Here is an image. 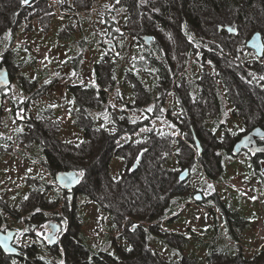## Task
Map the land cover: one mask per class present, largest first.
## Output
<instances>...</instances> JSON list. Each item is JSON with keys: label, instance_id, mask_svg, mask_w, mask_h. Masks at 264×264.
<instances>
[{"label": "rangeland", "instance_id": "rangeland-1", "mask_svg": "<svg viewBox=\"0 0 264 264\" xmlns=\"http://www.w3.org/2000/svg\"><path fill=\"white\" fill-rule=\"evenodd\" d=\"M92 1L68 0L65 4L63 0V5L65 4L63 6L61 0H52V2L45 0V3L40 6L41 8L39 7L40 9L37 7L38 10L30 11L27 16L21 18L18 28L15 29L14 45L11 49L15 51V55L12 57L10 52L7 51L9 57L6 59L11 68L9 69L13 70L12 73L16 71L17 78L12 81L11 91L8 90L11 93L7 98V108L12 110L13 104L19 107L23 103H27L28 98H32L38 88L33 84L41 80L45 82L44 84H47L54 79L57 90L52 93V97H46L42 101L33 102V104L26 107L22 114L23 118L20 117L21 120H18L13 114L11 115L8 109L0 114V126L4 127L0 132V152H2L0 153V217L8 221L0 224V230L4 231L9 228V224H12L13 219L16 218L14 228L20 231V236L15 243L17 247L24 249L28 246H34L36 250L41 251L43 259L50 261L49 264H71L73 260L77 261L76 264H83L78 261L83 262L82 260H85V258L74 250V241H77L76 244L81 242L85 249L91 251V256L101 254L104 259L109 255L118 257L124 251L126 239L132 238L136 230L145 225L137 216L133 215H127L128 217L126 215L113 216L112 221L105 209L108 207L109 211L112 209L116 213H120V210L113 208L109 199L99 200L98 204L103 207V209H100L99 205L95 203L97 199L95 200L89 194L83 193L81 195L82 191L80 193L75 191L74 195L65 193L57 185V181L48 175L47 164H42L40 159L41 153L32 150L34 149L33 142H24L23 154L20 148L15 150L16 132L21 128L29 127L31 123L28 120L37 119L38 110H50V113L41 114L39 121L53 122L54 134L57 135L53 142L62 145L65 141L69 143L70 146L68 147L72 148L88 143L90 141L88 140L90 138L89 134L94 133L89 131L85 134L80 129H85L84 126L96 121L97 127L95 129L100 132L101 128H105L102 119H107V126L111 131L97 140L94 146L99 152L101 151L102 155L106 154L105 157H102L106 159L108 164L110 163L107 168H110L112 178L118 181L122 179L126 181V177L130 175L136 159L142 157L143 148L147 146V136L151 138L150 146L154 148L159 142L165 141L163 136L157 133L159 131L162 133L170 132L171 136L168 143L172 147L166 149V170L175 172L179 168L178 163L188 161L195 166L196 173L192 177L193 188L179 191L181 193L185 192L186 200L178 201L175 212L171 215L170 223L167 224L169 218L154 223L157 227H155V230L153 228V231L158 232L159 237H166L167 234L171 233L169 235L172 236V238H169L171 244L173 246H175L174 244L180 245L177 248L179 251H173L165 242L154 239L152 234L148 235L152 249L161 258L173 260L174 257V259L181 260L184 257H202L209 253L208 245L211 243L228 244L234 249H241L246 257L255 256L258 250L264 248V185L251 182L249 179L246 181L248 176H246L247 172L244 169V157L225 160L223 164L225 170L218 175L214 169V162L220 161V159L216 158L215 161L206 156L200 159L197 155L198 150L192 143L193 147L190 148L191 150L189 149L191 152L186 151L188 145L185 137L166 119H151L150 129H143L138 133L124 134L123 131L112 126L118 120L122 121L120 123L124 126L148 120L149 115L144 110L153 112V107H151L153 103L148 105V101L144 99L146 96L140 83L149 84L152 93L160 94V92H164L169 88L172 93L176 92L173 86H166V84L159 81L156 82L157 84L155 83L156 88L155 84L152 85L153 88L151 83L154 79L149 78L148 75L141 77L136 64L132 65V62L136 59L135 45L138 42L144 43V37L151 36L154 38L159 50L165 51L163 54L166 58L169 56L177 58L178 55L175 51L185 50L186 45H191L190 43H193V41L196 43L195 39L198 40L203 37L207 44L213 46L214 52L217 50L216 54L219 56V50L224 49L225 45L229 46L230 44V48H232L235 44L234 38L231 39L230 35L219 34V30L225 28L230 29V34L237 31L235 14L229 10L220 12L209 10L199 13L197 25L191 28L192 36L184 39L186 40L184 42L178 32V29H182L183 26L181 24L183 16L178 14L182 11V6L177 7V16L168 21L169 29L173 30L174 38L168 36L169 32H158L150 27L138 30L134 27V23L130 26L129 21V24H127V22L121 20L123 18L121 5L126 0H99L97 3H92ZM6 5L9 6L7 10L4 8ZM148 5H150L149 2ZM62 7L65 9L63 10ZM150 7L152 8V6ZM19 8V1L0 0L1 44L5 45L9 41H13L8 36L6 29H12L17 24L20 18L15 19L13 14L20 10ZM43 8L48 10L44 11ZM37 14L38 16L31 17ZM107 15L109 20L115 24L114 30L117 34L113 39L107 37L109 34L105 28ZM243 31L245 32V29L242 28L244 34ZM263 31L261 33L264 35ZM140 38L142 40H138ZM101 42L115 43L117 48L106 47L102 49L100 47ZM197 45L200 51L201 47L199 44ZM6 53H0V64ZM225 54L233 55L231 50H227ZM12 58L14 67L9 62ZM203 65H201L200 60L196 61L193 56L192 62L190 61L187 65L188 68L184 69L185 71L177 69V72L182 73L191 80L198 77L206 78L202 81L208 82L206 70L210 73L214 71L208 63ZM222 65L225 70L227 67L230 68V64L223 63ZM195 68L198 70L197 72ZM121 70V75H118ZM229 71L230 69L227 71L228 80H230ZM136 79L140 80V83ZM205 82L203 86L206 84ZM233 85L232 90L235 91L232 94L236 95V92H238L241 96L242 94L247 95L245 93V87H248L246 83L240 81L239 83L235 82ZM85 94L88 96L87 98H85ZM261 94L256 93L253 97H263V100L264 95ZM172 98L168 97L166 99L164 107L166 114L168 113V104L173 103ZM127 102H130L129 107L126 106ZM262 103L264 102L262 101ZM109 108L112 111L107 112ZM108 113L109 116H107ZM258 114H260V111L255 107L247 112V115L250 116ZM34 124H36V121H34ZM238 128L240 127L232 124L228 130L236 132ZM87 129L89 128L87 127ZM154 134H157L158 137ZM140 138L144 139L140 140ZM114 139L119 141V146L135 143L136 153L134 156H129L124 148H120V151L125 150L124 154L116 152L115 148H111L110 142ZM50 140L52 141V138ZM139 140L140 143L138 144ZM177 140L181 141L179 145L176 143ZM227 140L231 141V139ZM43 141H46L45 137ZM114 150L116 154L112 157ZM122 155L128 161H124ZM64 161L69 164L70 155L66 156ZM207 166H210L212 173L215 176L218 175V177L210 178L206 173ZM95 169L98 171L100 167L97 165ZM138 171H142V169L139 168ZM259 171L262 172V167ZM174 182L172 179V192L177 188ZM209 185H211V189L208 188ZM225 187L229 189L224 191ZM198 190L203 191L208 198L207 201L196 202L191 198L193 193L198 192ZM33 192L40 197L37 199V197L31 196L30 193ZM36 200H38L39 207L42 210H39V207L35 210L45 211V217L40 215L36 218H30L35 213L31 211L32 207L30 205L35 203ZM224 202L230 203L229 211H232L229 213L230 216L236 211L240 214L239 226L236 223L235 231L232 232L227 227L225 218L219 214L216 207V204L225 205ZM4 206H6V211ZM64 206L68 208H65L63 214L67 215L70 220L67 234L71 239L66 238L65 241L68 240L72 244H69L70 247H66L65 242L60 241L59 246L49 248L46 242V234L48 233L46 228L49 218L53 217L54 221H58L59 211ZM145 226L151 229L152 225L149 223ZM219 226L221 230H219ZM191 229H194L192 235L196 236L197 239L189 245L182 243L183 241L180 240V237L177 238V235L186 236ZM218 230L220 234L217 232ZM173 234L176 238L173 237ZM216 234L221 237L219 239L215 238ZM24 256L31 258L32 253L25 252Z\"/></svg>", "mask_w": 264, "mask_h": 264}, {"label": "trees", "instance_id": "trees-1", "mask_svg": "<svg viewBox=\"0 0 264 264\" xmlns=\"http://www.w3.org/2000/svg\"><path fill=\"white\" fill-rule=\"evenodd\" d=\"M67 1L68 0H64V3L66 4ZM98 1L99 0H93L92 3H97ZM147 1L150 3L148 9L142 8L141 4L135 0V2L132 4V6L134 7L130 8L129 10L128 8L130 7V1L126 0V2L121 5L123 12V18H121V20L127 22V24L130 23V26L132 23H134V27H136L138 30H143L146 27H150L151 29L153 28L158 32H169L168 36L174 37V34L172 32L173 30L169 29L170 26L168 24V21L173 20V18L177 16V7L182 6V11L178 14L183 16V22L181 23L183 24V26L182 29H178V32L180 38H182L183 41L185 37L188 38L192 36L193 33L191 32V28L197 25L199 13H204L209 10L217 12L229 10L235 14V18L237 20L236 30L239 32L241 39L235 41V44L232 46V48H230V44L229 46H226L224 44L225 48L219 50L218 53L221 57H215L216 63L215 65H213V75L216 77L226 78L227 71L230 69V80H225V84L221 82L224 86V89L226 91H229L230 94L235 91L232 90V85L235 82L239 83L241 81L243 83H246L248 85V87H245V93L247 95L242 94L241 96L240 93L236 92L237 97L232 98L231 108H238L243 110L245 112L244 115L247 117V123L250 122L251 124H255V126H264V103H262V101L264 102V99L262 100L263 97H253V95L256 93H262L261 95H264V61L258 59L254 55L252 50L248 49L246 46L247 40L253 33L262 32V30H264V0ZM61 2L63 5V0H61ZM150 6H152V8ZM4 8L5 10H7L9 9V6L6 5ZM62 9L64 10L65 8L62 7ZM20 12V10L14 12L13 17L15 19L20 18V16H18ZM130 13L133 14L131 17L129 16ZM35 16H38V14L34 16L32 15L31 17L34 18ZM111 23L113 22L109 20V16L107 15L106 24L109 28H111ZM242 28L245 29V32L243 31L244 34L242 33ZM7 33L13 41H9L5 45L1 44L0 42V50L3 49L2 51H0V53H6L7 51H9L10 55H12L13 57L15 55V51L11 49L14 44L15 37L13 38L14 34L9 35L10 32ZM115 34L117 33L110 29L108 39H113V37H115ZM233 37L234 36H232L231 39ZM138 40H141V38ZM195 42L196 44L200 45V51H209V44H207L205 38L202 37L198 40L195 39ZM155 45L157 46L156 43ZM135 46L136 59L132 62V65L136 64L138 72L141 73V77L143 75H148L149 78L154 79L152 80L151 86L154 85L158 81V79L162 80L178 75L175 73L177 72L176 70H184L185 68H188L187 65L192 60L190 55L193 54V51L186 52L188 58L182 57L183 53H181V50L175 51V53L177 52L176 54L178 55L177 58H172L171 56L166 58L163 56L162 51L159 50V47L155 48L154 51H151V53L147 54L143 59V51L139 50L137 48V45ZM227 50H231L233 55H226L225 52H227ZM216 51L215 53H217ZM203 54L205 53H199V60L201 61V65L203 62L201 56H203ZM4 55L6 56V58L9 57L8 53ZM147 61L149 62V64H147ZM171 63L173 64L170 65ZM223 63L230 64V68L227 67V69L225 70L222 65ZM174 65L176 70L175 68H173ZM147 67H150L151 71H149ZM195 70L196 72L198 71L196 68ZM121 72L122 70L118 72V75H121ZM203 87L204 92L206 93L208 91V87L206 85H204ZM217 91L222 92V89H217ZM87 97L88 96L86 95L85 98ZM212 101L213 98L210 102ZM214 102L216 103L215 99ZM254 107L256 109H259L260 114L254 116L247 115V112H249V110ZM198 110L200 111L201 108L199 107ZM161 117V114H159L157 111H154V113L150 114V119H160ZM146 124L147 120L135 123L134 125L136 129L132 133H137V128L140 129ZM87 126L89 129L86 131V133L89 131L94 132L92 134H89L90 138L88 140L90 141L88 143H83L77 148L58 145L56 143L51 146L49 157L54 167L56 169L63 168L64 171L73 170L77 173L83 172V175L81 176L83 180L81 189L85 194H89V196H92L95 200L97 199V201L109 199L110 205L113 208L120 210V213H117V216L126 214L137 216L142 222L145 223V225L151 223L152 226L150 229L143 225L142 228L136 230V232L132 235L130 241H126L124 251L121 252L120 256L118 257H112L109 255L106 257V259H104L101 254L91 256V251L85 249L81 244L79 245V243L76 244V242L74 241V250L77 253L82 254L81 256L85 258V260H82L83 262H78L83 264H264V248L258 250L255 256L246 257L241 249H234L230 245L228 246V244L224 243L223 245H218L217 243L209 244V253H207V255L205 254V256L202 257H184L181 260L174 259V257L173 260H165L164 258H161L160 255L152 249L149 243L148 235L152 234L154 239L165 242V244L170 249L178 252L179 250L177 248H179L180 245L174 244L175 246H173L171 244V240L169 239L172 238V236H169L171 233L166 235L167 238L159 237L158 232L153 231V228L155 230V227L157 226H155L154 223L159 220L169 218V221L167 223L169 224L171 221V215L173 214V212H175V207L179 202L186 200L184 194L173 195V193H175V191H171L173 174L171 173V171H162L160 168V162L162 161V157L159 154L160 150H162L164 147L166 149L172 147V145L168 143L171 136L170 132L167 131V133H162L159 131L157 133L158 135L163 136V139H165V141L159 142V144L154 147L147 160H145L144 164H142V166L140 167L142 171H138L133 175H129L128 177H126V181L123 179L121 181H118L112 178L110 168H107L110 163L108 164L106 159L104 158L106 154L102 155L101 151L99 152L98 149H96L94 146V144L97 143V140L101 139V137L106 136V134L109 133H107L106 131H97L95 129L97 127L96 121L88 124ZM236 132L228 131L225 137L230 136L231 142L233 143L236 138H239L243 134L239 128ZM128 133L130 132H124V134ZM157 134L154 135L158 137ZM143 139L140 138V140ZM125 150L127 151V153H129V156H134V154L136 153V147L133 145L129 148H126ZM125 150H116V152H122L124 154ZM116 152L114 150V152H112L113 154L111 153L112 157H114V154H116ZM217 152L220 153V149L212 148L209 152V156L215 161L216 158H219V154ZM69 155L70 162L68 164V162L64 161V159ZM218 162L220 163V161ZM97 165L100 167L98 171L95 169ZM228 204L230 206V203H225V205L227 206ZM219 205L221 207L220 209L217 208V210L219 211V214H221V216L225 218L229 230L231 231L234 223H237V225L239 226V212H233L234 214L232 213V216H230L229 213L232 211H229V209L225 210L223 208L224 204ZM164 206L165 210L163 211L162 207ZM232 218L233 220H231ZM193 230L194 229H191L190 232L186 234V236L179 234L177 235V238L180 237V240L183 241H181L182 243L189 245L191 244V242L197 239L196 236L192 235ZM219 230H221L220 226ZM219 230L217 232H219L220 234ZM69 237L70 236H68V238ZM173 237L176 238L175 235ZM220 237L221 236L218 234L215 235V238L219 239ZM69 244H72V242L68 240L64 243L66 247H70ZM205 246L206 244L204 245V247ZM24 249H28L25 252L32 253L31 258L29 256L23 257L25 252L22 250ZM24 249H21V258H12L5 256L4 253L0 250V264H49L50 261L48 259H43L41 257V251L36 250L34 246H28ZM76 263L77 261L75 260L71 262V264Z\"/></svg>", "mask_w": 264, "mask_h": 264}, {"label": "flooded vegetation", "instance_id": "flooded-vegetation-1", "mask_svg": "<svg viewBox=\"0 0 264 264\" xmlns=\"http://www.w3.org/2000/svg\"><path fill=\"white\" fill-rule=\"evenodd\" d=\"M16 1L20 2V8L19 9L21 12L18 15V16H20V19L18 20L15 27H12V29H9V28L6 29V31L10 32L9 35H13L15 33V29L18 28V25L21 22V18L23 19L25 16H27L28 15L27 13L30 11L33 12L35 9L38 10V8L45 3V0H36L32 4L28 5V4L22 3V0H16ZM129 1H130V3H129L130 7L128 9L130 10V8L134 7V6H132V4L135 2V0H129ZM136 1L141 4L142 8H144V9L149 8L147 0H136ZM43 10L47 11L48 9L43 8ZM132 15H133L132 13L129 14L130 17ZM114 25L115 24L111 23L110 24L111 28H109L105 22V26H106L105 28H106L107 33H110V29L115 31ZM30 27H29V29H30ZM232 33H234V34H232ZM232 33L230 34V29L228 30L226 28L219 30V34H221V35H227L228 34L231 37L234 36L233 37L234 41H238L241 39V36L239 35L238 31H233ZM108 35H107V37H108ZM185 39H187V38L185 37ZM184 42H186V40H184ZM190 44L191 45H186L187 46L186 49L181 51L183 53L182 57L188 58L186 52L193 51V53L194 52L195 53L190 55V57L193 58V56H194L196 58V61H197V60H199L198 54L203 52L205 54H203V56H201V59L203 60L202 63L203 64L208 63V65L212 66V68H213V65H215V63H216L215 57L218 55L213 51V46L209 45V51L205 52V51L201 50L202 51L201 52L198 50L199 46L196 43H194V41H193V43H190ZM100 47L102 49L106 48V47L117 48V45L115 43H102L101 42ZM137 48L139 50L143 51L142 57L144 59L145 56L147 54L151 53V51H154L155 48H157V46L155 45L154 40H153V43L151 45H146L145 42L142 43L140 41L137 44ZM163 52L165 53V51H163ZM163 52H162V54H163ZM252 52L255 54L254 51H252ZM164 55L165 54H163V56ZM106 57H108V56L106 55ZM9 62L14 67L13 59L9 60ZM191 62H192V60H191ZM147 64H149L148 61H147ZM4 65H6V66H4ZM0 66L7 67L8 69L10 68L9 64H8V60L6 59L5 55L3 56V60L1 61ZM147 68L149 71H151L150 67H147ZM173 68H175V65L173 66ZM10 69H9V71H10L12 81H13V79L17 78V75L15 73L16 71L14 73H12L13 70H10ZM185 69H187V68H185ZM175 70H176V68H175ZM207 71L208 70H206V73L208 76L207 77L208 82L202 81V80H206V78L195 77V78H192V80L188 79L187 77L182 75V73L180 74V72H175L178 75L172 76V78H165L162 80L158 79L159 82L166 84V86H168V85H170L171 87L173 86V88L176 89V92H174V93H172L170 88L168 90H165L164 92H160V94L159 93H157V94L152 93L149 89V84L140 83V80H138V79H136V80L139 81V83L141 84V87L143 88V91H144L143 93L146 96L144 99L148 101V105L153 103V105L151 106V107H153V112L157 111L159 114H161V116H162L161 119H166V121H168L170 125L174 126L177 129V131H179L183 134V136L185 137V141L187 142V145H188L186 151L191 152L190 148L193 147V145H191V143H192L195 145V147L198 150L197 155L200 157V159H202L203 156L210 157L209 152L212 148L220 149V153H219L220 163L218 161L217 162L213 161L215 164L214 169L216 171V174H218V175L222 174L223 171L225 170V168L223 166L225 160H229L230 158L236 159V158L244 157V159H245L244 169L247 172L246 176H248L246 181L249 179L251 182H258V183L264 185V153L261 152V153L253 154L249 150H244L238 156L233 155L234 146L244 135L251 133L256 127L260 126V127L264 128V126H262V125L255 126V124L247 123V117L244 115L245 112L243 110L238 109V108H231V100L233 97H237V95H235V94L232 95L229 93V91H226L224 89V86L222 83H224L225 80L228 81L227 77L226 78L216 77L213 75L214 74L213 72L210 73ZM42 81L43 80H41L38 83L33 84V86L35 85L38 88L36 90L35 95L30 99L28 98V100H27L28 102L27 103L25 102L26 104L23 103L19 107H18V105L16 106V104H13L12 110L7 108V106H8L7 98L9 97V95L11 93V92L9 93L8 90L11 91V86L8 88H2L0 90V100H2V103H0V114L4 113L5 110L8 109L9 113L11 115L13 114L18 120H21L23 118V116H22L23 111L26 107L33 104V102L38 103L46 97L47 98H50L49 96L52 97L53 96L52 93H54L57 90V88H55L54 80L47 83V84H44L45 82H42ZM204 82L206 83L205 85L208 87V89H207L208 91L206 93L204 92V87H203ZM29 84H30V86H32L31 83H29ZM155 88H156V85H155ZM71 89H74V88H71ZM217 89H222V92H218ZM171 93L173 95V98H172ZM69 94H70V92H69ZM168 97L172 98L173 103L168 104L169 108H167L168 113L166 114V112L164 111V107L166 105V99ZM212 98H213V101L210 102ZM214 99L216 100V103L214 102ZM129 105H130V102H127L126 106L129 107ZM170 105H171V107H170ZM199 107L201 108L200 111L198 110ZM110 111H112L110 108H109V110L107 109V112H110ZM144 111L146 112L147 115H149L147 118L148 119L147 124L140 129L137 128V131H141L143 129H145V130L150 129V127H151L150 114H152L153 112H150L149 110H144ZM38 112H39L38 113L39 115L37 116V119L33 118L31 121L28 120V122L31 123V125L29 127H25L24 129L21 128L18 130V132H16L17 133V139L14 141L15 145H16L15 150H18L20 148V150L22 152V147H23V144L25 141L33 142L34 143V145H33L34 149H32V150H35V151L41 153L40 159L42 160V164H45V163L47 164L48 175H50L53 180L57 181L56 180L57 175L59 173H61L62 171H64V169L63 168L62 169H60V168L56 169L54 167L50 157H49L50 148L54 144L53 140H54L55 136H57L54 134V124H53V122L39 121V118H41L40 117L41 114L50 113L51 111L50 110H47V111L38 110ZM122 115H123V113H122ZM166 115H167V117H166ZM107 116H109V113L107 114ZM20 117H22V118H20ZM125 118H127L129 120V118L127 116H125ZM34 121H36V124H34ZM102 121L104 123L103 126L105 128H101L100 131H106L107 133H110L111 130L108 129L107 119H102ZM120 122H122V121L118 120V122L114 123L112 126L114 128H117L120 131L130 132V133H132L136 129L135 125L132 123L124 126ZM232 124H234L237 127H240L239 129L243 133L239 138H236L233 143L231 141L227 140L228 138L230 139V136L225 137L226 133L229 131L228 128ZM84 127H85V129H80V130H82V132L86 133V131L88 130L87 129L88 126H84ZM3 128H4L3 126H0V132L3 130ZM22 129H23V131L21 132ZM90 129H92V128H90ZM18 133H19V135H18ZM44 137L46 138L45 142L43 141ZM49 137L52 138V141L50 140ZM160 140H161V138H160ZM150 142H151V138H149V136H147V141H146L147 146L145 148H143L144 150L142 151V154H141L142 157L141 158L139 157L136 159L135 165H134L132 171L130 172V175H133L134 173H136L139 170L140 165L144 164V161L147 160L150 153L153 151L154 148H152L150 146V144H151ZM180 142H181L180 140L176 141V143L178 145ZM118 143H119V141H115V139L113 141H111L110 142L111 148H115L116 150L119 151L120 147L126 149V148L131 147L132 145L135 146V143L134 144L128 143V144H124L122 146H119ZM139 143H140V141L138 142V144ZM257 144L259 146H264V139L257 140ZM62 145L70 146L69 143H67L65 141L62 143ZM136 145H137V143H136ZM28 151H29V149H28ZM183 151L186 152L185 150H183ZM0 153H2V152H0ZM126 153H127V151H126ZM22 154H23V152H22ZM159 154L162 157V161H161L162 163L160 162V168L162 171H167L165 168L166 159H167L166 148L164 147L162 150H160ZM18 156H20V155L18 154ZM122 158L124 159V161H128L124 157V155ZM210 160H212V159H210ZM178 166H179V168L175 172H171L173 174L172 179H173V181H175L174 183L177 186V188L174 190L175 193H173V195L184 194L185 192L184 193L179 192V191H182L183 189H190L191 190L193 188L192 177H194L195 173H196L195 166L193 164H190L188 161H186L184 163L183 162L178 163ZM209 167L210 166H207V172L203 168H201V169L204 170L208 174V176H210V178H212V179H214L215 177H218V175L215 176L212 173V171H211L212 168H209ZM261 167H262V172L259 171ZM187 169L190 170L189 180H187L186 182H182L180 180L181 174L183 171H185ZM80 179H81L80 180V186L77 190L69 192V191H65L62 188L61 189L65 193L70 194V195L73 193H76V192L80 193L82 191L80 193L82 195L84 192L81 189V184L83 181L81 176H80ZM210 186L211 185H209V187H208L209 189H211ZM227 189H229V188L225 187L223 190L226 191ZM30 194H31V196L37 197V199H38V197H40L37 194H34V192L30 193ZM197 194H201V196H202L201 202L207 201L208 198L205 196L203 191H199V190H198V192L197 191L194 192L191 198L194 200V198ZM213 197H215V196H213ZM263 198H264V194H263ZM95 203L98 204L99 201H95ZM0 205H1V203H0ZM216 205H217L216 207L218 209H220L221 206L218 204H216ZM5 207L6 206H4V209H5ZM30 207H32L31 211L35 212L30 216V218L31 217L36 218L40 215L41 216L43 215L45 217V211L35 210L36 208L39 207L38 200H36L35 203H32L30 205ZM99 207H100V209H103L102 205H99ZM65 208L68 209L67 206L66 207L64 206L62 208V210L59 211L61 216L59 215L58 221L56 220L57 222H59L62 225V228H63L61 234L59 235L61 242L62 241L65 242L66 238H68L67 231L69 229V224H70L69 217L67 215L63 214V211L65 210ZM223 208L225 210H228L229 205L228 206L223 205ZM39 210H42V208L40 209V207H39ZM162 210L163 211L165 210V206L162 207ZM5 211H6V209H5ZM105 211L107 213H109V215L111 217L110 219H112V221H113V216L118 217L117 216L118 214L112 209H110V211H109L108 207L105 209ZM126 216H127V214H126ZM13 220H14V222L12 224H9V228H7L4 231L5 232L8 230L17 231V237H16V240H17V238L20 236L19 235L20 231H18L16 228H14L15 227L14 225H15L17 219L14 218ZM51 221H54L53 217L49 218L48 224ZM4 222H8V221H6L5 219H2L0 217V224H2ZM0 231H3V230H0ZM232 231H235V223L233 225V228H231V232ZM130 239L129 240L126 239V241H130ZM75 242H77V241H75ZM15 243H16V241H15ZM80 244H81V242H80ZM19 249H20V253H21L22 252L21 248L19 247ZM110 256H112V255H110ZM21 257H22V255H20L17 258H21ZM23 257H25V256H23ZM13 258H15V257H13Z\"/></svg>", "mask_w": 264, "mask_h": 264}, {"label": "water", "instance_id": "water-1", "mask_svg": "<svg viewBox=\"0 0 264 264\" xmlns=\"http://www.w3.org/2000/svg\"><path fill=\"white\" fill-rule=\"evenodd\" d=\"M36 0H28V5L32 4ZM154 38L151 36H145L144 42L146 45H151ZM247 48L254 51L258 59H264V35L261 32H255L248 39ZM12 84V77L7 67L0 66V90L2 88H8ZM2 103V100H0ZM264 139V128L256 127L251 133L244 135L234 146L233 155L238 156L244 150H249L253 154L264 153V146H259L257 140ZM69 174L75 176L76 179H70ZM190 170L187 169L181 174V181L186 182L189 179ZM57 184L65 191L77 190L80 186V176L76 171H62L57 175ZM196 202H201V194H197L194 198ZM48 233L46 234V242L49 248H55L59 246L60 238L63 228L57 221H51L47 226ZM17 237V231L8 230L0 231V250L8 257H19L21 255L19 247L15 245Z\"/></svg>", "mask_w": 264, "mask_h": 264}, {"label": "snow or ice", "instance_id": "snow-or-ice-1", "mask_svg": "<svg viewBox=\"0 0 264 264\" xmlns=\"http://www.w3.org/2000/svg\"><path fill=\"white\" fill-rule=\"evenodd\" d=\"M22 3L27 4L28 3V0H22ZM78 175L79 176H82L83 175V172L78 173ZM69 178L70 179H76V177L75 176H72L71 174H69ZM25 199H27V197H25Z\"/></svg>", "mask_w": 264, "mask_h": 264}, {"label": "built area", "instance_id": "built-area-1", "mask_svg": "<svg viewBox=\"0 0 264 264\" xmlns=\"http://www.w3.org/2000/svg\"><path fill=\"white\" fill-rule=\"evenodd\" d=\"M50 2H52V0H49Z\"/></svg>", "mask_w": 264, "mask_h": 264}]
</instances>
